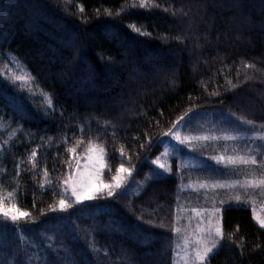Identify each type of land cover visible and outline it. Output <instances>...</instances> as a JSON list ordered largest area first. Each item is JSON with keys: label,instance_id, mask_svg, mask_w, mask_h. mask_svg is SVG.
<instances>
[{"label": "trees", "instance_id": "1", "mask_svg": "<svg viewBox=\"0 0 264 264\" xmlns=\"http://www.w3.org/2000/svg\"><path fill=\"white\" fill-rule=\"evenodd\" d=\"M125 2L0 0V72L7 75L6 68L13 71L17 65L35 78L31 96L0 78V186L5 192L17 190L18 204L37 221L21 223L23 239L13 226L0 224V264H126L129 257L134 264H172L180 240L171 231L178 204L182 216L192 207L221 208L225 239L210 264H264V230L252 219L250 204L236 205L232 199L239 194L259 203L263 194L201 192L188 186L243 180V171L234 173L210 157L230 155L234 146L242 150L246 143L260 147L264 141L228 142L227 151L222 140L209 141L207 147L200 142L191 151L198 166L183 169V189L177 187L175 163L172 175L157 180L150 161L162 150L163 131L189 109L193 119L184 132L259 134L264 124V0H150L159 7L131 9L121 18L116 13ZM129 24L149 35L136 34ZM244 63H254L259 71L245 70ZM246 72L254 79L241 83ZM213 91L220 95H210ZM43 93L51 96L54 110L45 111ZM81 127L85 142L99 137L113 171L122 162L135 165L131 186L126 196L85 202L69 213L47 212L58 195L39 187L42 171L48 169L58 193L56 177L68 170L64 140L72 144L73 137L81 138ZM149 137L162 141L152 152L140 148ZM33 149L41 175H33L28 161ZM161 221L164 229L153 226ZM233 232L235 244L227 238ZM88 234L98 254L89 248Z\"/></svg>", "mask_w": 264, "mask_h": 264}, {"label": "snow or ice", "instance_id": "2", "mask_svg": "<svg viewBox=\"0 0 264 264\" xmlns=\"http://www.w3.org/2000/svg\"><path fill=\"white\" fill-rule=\"evenodd\" d=\"M151 7H159V5L151 4L150 0H126L125 4L121 5L120 9L117 11L116 15L124 16L130 15L131 9H149ZM67 10V9H65ZM83 7L79 8V12L83 13ZM167 11V9H165ZM107 16L111 17L113 15L112 11L105 9ZM123 13V15H121ZM127 27L138 35L144 36L149 35L145 32L142 27L136 24H129ZM10 60H15L14 57H9ZM107 62L111 63L113 57H107ZM243 67L245 70L252 69L259 71L254 63H244ZM7 75L4 72H0V78L6 81H11L13 85L18 87L21 91L26 90L29 95H35L33 90V84L35 83V78L29 74H25L20 71V74L13 72L11 68H6ZM239 76V72L237 73ZM254 79V76L245 73L244 80L241 83H246L248 80ZM231 89H235L237 84H233L232 81H227ZM210 95L219 96V91H213ZM43 99L46 103L45 111L53 109V100L51 96L47 93H43ZM191 99V98H190ZM54 110V109H53ZM192 110L184 112L181 116L177 117L174 122L170 123V126L166 131H163L162 135L169 137L175 143L164 147V151L160 155L156 156L151 163L156 166L154 169V177L157 180H161L165 175L173 174V166L169 163L162 162L169 158L173 153L179 156L181 152V147H188L192 150L194 149V142H204L202 147H207V142H219L223 140L225 142V151H227L228 142H232L234 145L237 141H264V124L259 126V134L248 137L247 135L233 134L229 131H224L220 135L215 134H204V135H186L183 134L181 129L188 128L193 119L189 116V112ZM63 115V113H61ZM187 118V119H186ZM109 122L105 121V125ZM246 125L255 128V124L252 120L241 121ZM159 126V122H157ZM215 129V125H213ZM90 130V126H89ZM81 138L73 137L74 143L69 144L67 138L64 140L65 144V156L67 159L64 160V164L67 166V172H62L56 177L55 186L59 189L52 187L53 180L49 175L47 168L43 169L42 175L44 181L39 184L41 189H47L53 192L54 196L58 195V199H54L53 202L47 205V212L51 213H69V210L76 208L79 205H83L85 202L98 201V200H108L119 195L126 196L127 188L130 187L129 178L132 177L133 168L135 165L130 167H125L122 162L113 171L110 167L106 165L107 152L106 148L99 143V137L96 140L89 138L87 142L83 139L84 128L79 129ZM114 135V133H113ZM147 136V133H145ZM161 139L156 138L155 143H153L152 138H148V143H140V148L152 152L154 148L161 144ZM7 143V142H5ZM78 148L82 149L78 153ZM59 150V149H58ZM232 154L230 155H213L210 157L211 160L215 161L216 165H222L225 169H231L234 173L244 172L245 178L243 180H214L211 184L204 182L199 183L198 188L200 189H227L232 190L234 193L237 190L249 193L254 190H258L261 194H264V145L256 147L254 144H245L241 150L238 146L232 148ZM121 158L124 157L125 152L123 146L119 149ZM259 157V159H258ZM37 150L33 149L28 158L29 163L32 164L33 175H41L40 172L36 171L37 166ZM85 160V163H81V160ZM131 158L129 157V163ZM20 165L17 164V168ZM178 171L175 173L179 180L177 187L179 189L184 188V164H178ZM247 170V171H244ZM152 179V177H149ZM134 182V178H133ZM192 187L190 183L188 185ZM17 190H9L5 192L4 188L0 186V224L5 226H13L21 235L23 239L24 229L20 228L21 223L35 224L33 214L20 207L17 202ZM179 199V197H178ZM232 199L235 201L236 205H251V215L252 219L259 226L260 229L264 230V203L260 204L259 211L257 210L256 201L254 199H249L246 197L242 198L241 195L235 194ZM225 202L220 201L223 205ZM232 207L230 203L228 205ZM183 208L178 204L177 215L175 222L172 225L171 231L180 237L179 242H177L173 247V257L172 264H210L211 259L217 255L220 248L223 247V241L225 239L224 225L222 223V210L220 207H213L211 209H198L192 208L190 214L187 216H182ZM41 215H46L47 213L43 208L40 209ZM137 219L142 220L141 216ZM182 219L187 220V224H181ZM193 219H195V225L193 226ZM147 223L152 224V221H147ZM154 227H159L164 229L166 225L161 221L158 225H153ZM90 234L86 235V240L88 242L89 248L93 253H99V249L95 246L94 238L89 239ZM236 233H229L228 240L231 243H236L234 237ZM49 240L52 238L49 237ZM49 248L52 247L51 244L48 245ZM240 249V254L243 256V239L240 238V243L237 244ZM257 248L260 245H256ZM105 258L108 253L105 251ZM125 256L128 254L125 252ZM73 264L75 262L73 261ZM126 264H134V261L129 257Z\"/></svg>", "mask_w": 264, "mask_h": 264}, {"label": "rangeland", "instance_id": "3", "mask_svg": "<svg viewBox=\"0 0 264 264\" xmlns=\"http://www.w3.org/2000/svg\"><path fill=\"white\" fill-rule=\"evenodd\" d=\"M20 71H23L21 68H18L17 65H14V69H13V72H16L17 74H20ZM24 72V71H23ZM25 73V72H24ZM26 74V73H25ZM182 133L183 134H190V135H194V136H197V135H204L205 133H197V134H192V133H188V132H184V129H181ZM223 141V140H222ZM202 142V141H201ZM175 142L172 141L169 137H165L164 136V141H163V147H162V150L159 152V154H157L156 156L160 155V153H162L164 151V147L167 145L169 146V148H171V145H173ZM200 142H194V147H196L197 145H199ZM224 148H225V143H224ZM181 147V152L179 154V156H177V154L173 153L169 158H167L166 160L162 161V162H165V163H169L171 165H173L175 163V165L177 166L178 164H181L183 163L184 164V168H188V169H193L195 168V166H198V162L199 160L196 159L192 154H191V151L192 149L188 148V147H184V146H180ZM224 154V153H222ZM221 155V154H220ZM224 155H228V154H224ZM156 156L153 158V159H150L151 160H154L156 158ZM86 161L85 160H81V163H85ZM126 167V166H125ZM131 178V177H130ZM129 178V179H130ZM200 183V182H198ZM209 183V182H207ZM193 186L192 187H189L191 189H199L201 192H208L209 189H200L198 188V184L197 183H191ZM196 184V185H195ZM135 187V186H134ZM134 187L131 189L133 190ZM187 187V186H186ZM135 190V189H134ZM133 190V191H134ZM264 203V194H263V198L261 199V201L259 203H256V206H257V210L259 211V206L260 204ZM217 207L216 205H205V206H198V207H192V208H198V209H211L213 207ZM192 208H189L188 211L191 212V209ZM193 223V226L195 225V219H193L192 221ZM179 242V241H178Z\"/></svg>", "mask_w": 264, "mask_h": 264}]
</instances>
